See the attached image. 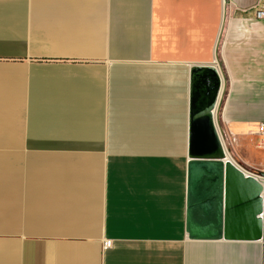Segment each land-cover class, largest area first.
<instances>
[{"label":"crops","instance_id":"1","mask_svg":"<svg viewBox=\"0 0 264 264\" xmlns=\"http://www.w3.org/2000/svg\"><path fill=\"white\" fill-rule=\"evenodd\" d=\"M195 66L262 169L264 0H0V264H264V191L262 238L187 237Z\"/></svg>","mask_w":264,"mask_h":264},{"label":"water","instance_id":"2","mask_svg":"<svg viewBox=\"0 0 264 264\" xmlns=\"http://www.w3.org/2000/svg\"><path fill=\"white\" fill-rule=\"evenodd\" d=\"M201 72H208L203 80ZM220 85L213 66L191 68L185 231L189 239L256 240L263 231L264 182L258 177L264 180V171L245 173L228 155L214 118Z\"/></svg>","mask_w":264,"mask_h":264},{"label":"rangeland","instance_id":"3","mask_svg":"<svg viewBox=\"0 0 264 264\" xmlns=\"http://www.w3.org/2000/svg\"><path fill=\"white\" fill-rule=\"evenodd\" d=\"M225 148L228 151V155L230 156V158L232 159V161H234L241 169L246 170L248 172L251 171L250 166H248L244 162H241L240 160H238V159L235 158V154L232 152V150L228 146H226Z\"/></svg>","mask_w":264,"mask_h":264},{"label":"built area","instance_id":"4","mask_svg":"<svg viewBox=\"0 0 264 264\" xmlns=\"http://www.w3.org/2000/svg\"><path fill=\"white\" fill-rule=\"evenodd\" d=\"M259 131H264V124H261L260 126H259ZM224 145V144H223ZM225 147V146H224ZM260 170H263L264 171V162H263V168L262 169H260ZM250 174H253L251 171H250ZM258 179L261 181V182H264V180L262 179V178H260V177H258ZM103 245L105 246V247H108V246H110V242L108 241V240H106L105 242H103Z\"/></svg>","mask_w":264,"mask_h":264},{"label":"bare ground","instance_id":"5","mask_svg":"<svg viewBox=\"0 0 264 264\" xmlns=\"http://www.w3.org/2000/svg\"><path fill=\"white\" fill-rule=\"evenodd\" d=\"M216 124V123H215ZM243 170V169H242ZM245 173H250V172H248V171H246V170H243Z\"/></svg>","mask_w":264,"mask_h":264}]
</instances>
